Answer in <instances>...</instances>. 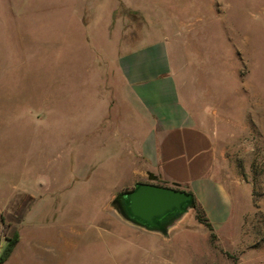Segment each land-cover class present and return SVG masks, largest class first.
I'll return each instance as SVG.
<instances>
[{
    "label": "rangeland",
    "instance_id": "rangeland-1",
    "mask_svg": "<svg viewBox=\"0 0 264 264\" xmlns=\"http://www.w3.org/2000/svg\"><path fill=\"white\" fill-rule=\"evenodd\" d=\"M158 40L243 206L232 213L239 227L219 234L229 260L193 206L164 234L113 203L150 182L137 149L149 118L119 58ZM14 232L21 240L2 264H145L155 236L165 242L153 250L182 264L192 254L264 264V0H0V253Z\"/></svg>",
    "mask_w": 264,
    "mask_h": 264
},
{
    "label": "crops",
    "instance_id": "crops-1",
    "mask_svg": "<svg viewBox=\"0 0 264 264\" xmlns=\"http://www.w3.org/2000/svg\"><path fill=\"white\" fill-rule=\"evenodd\" d=\"M119 69L132 97L149 118L147 132L137 141L138 153L147 166L145 173L153 175L160 184L178 185V188L192 193L216 235L211 242L207 229L210 248L217 256L229 260L225 248L220 246L219 234L225 229L239 227V221L233 222L232 213L242 211L243 206L233 202L231 193L219 178L218 164L225 156L215 134L197 122L179 97L177 83L170 70L167 43L158 40L126 52L119 58ZM176 224L177 221L171 223L168 231ZM181 228L191 230L189 225ZM162 238H148L149 245L145 248L148 260L144 261L145 264H182V254L166 252L164 247H161L163 251L153 250L152 245L164 244L165 239ZM20 240L19 235L15 249ZM252 250L259 258V250ZM190 258L193 260L190 264H219L204 255L192 254Z\"/></svg>",
    "mask_w": 264,
    "mask_h": 264
},
{
    "label": "water",
    "instance_id": "water-1",
    "mask_svg": "<svg viewBox=\"0 0 264 264\" xmlns=\"http://www.w3.org/2000/svg\"><path fill=\"white\" fill-rule=\"evenodd\" d=\"M177 186L137 182L119 192L113 203L127 221L166 234L167 227L194 204L192 193Z\"/></svg>",
    "mask_w": 264,
    "mask_h": 264
},
{
    "label": "trees",
    "instance_id": "trees-1",
    "mask_svg": "<svg viewBox=\"0 0 264 264\" xmlns=\"http://www.w3.org/2000/svg\"><path fill=\"white\" fill-rule=\"evenodd\" d=\"M193 207L195 208V211H196L195 216L197 220L201 222L202 224H204L205 227H207V229L210 231V240L211 242H214V240L216 239V235L213 232V228H212V225L209 219L205 216L204 211L197 205L195 200H194ZM18 241H19L18 232H14L13 235L7 239L0 253V264H2L5 260H7V258L10 256V254L14 250Z\"/></svg>",
    "mask_w": 264,
    "mask_h": 264
},
{
    "label": "flooded vegetation",
    "instance_id": "flooded-vegetation-1",
    "mask_svg": "<svg viewBox=\"0 0 264 264\" xmlns=\"http://www.w3.org/2000/svg\"><path fill=\"white\" fill-rule=\"evenodd\" d=\"M149 177H150V182L151 183L158 184V185H163V184H160L159 182H157L156 180H154L155 178L153 177V175H149Z\"/></svg>",
    "mask_w": 264,
    "mask_h": 264
},
{
    "label": "built area",
    "instance_id": "built-area-1",
    "mask_svg": "<svg viewBox=\"0 0 264 264\" xmlns=\"http://www.w3.org/2000/svg\"><path fill=\"white\" fill-rule=\"evenodd\" d=\"M0 247H1V245H0Z\"/></svg>",
    "mask_w": 264,
    "mask_h": 264
}]
</instances>
